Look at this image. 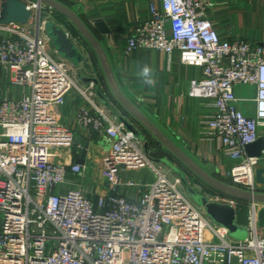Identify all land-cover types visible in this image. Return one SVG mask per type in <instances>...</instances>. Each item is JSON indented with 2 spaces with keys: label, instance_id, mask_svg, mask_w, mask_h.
Segmentation results:
<instances>
[{
  "label": "built area",
  "instance_id": "1",
  "mask_svg": "<svg viewBox=\"0 0 264 264\" xmlns=\"http://www.w3.org/2000/svg\"><path fill=\"white\" fill-rule=\"evenodd\" d=\"M28 2L34 29L31 22L1 27L11 37H0V66L31 93L0 103V264H264L262 204L251 202L244 242L214 225L181 181L144 152L143 142L93 102L95 85L77 86L71 64L50 52L45 25L57 12ZM212 6L211 0H151L153 17L131 27L128 51H178L183 65L202 70L201 80L190 81L188 96L212 103L208 125L235 163L232 186L264 195L253 171L261 160L246 153L264 129V44L222 42L207 17ZM66 31L82 48L79 33ZM240 86L256 90L252 117L239 108ZM72 92L92 106L79 111L77 124L109 145L103 157L109 192L96 201L75 188L59 193L69 177L83 179L88 171L60 161L75 145L74 133L59 118ZM147 169L153 183L124 179V172ZM125 189H134L137 198L122 194Z\"/></svg>",
  "mask_w": 264,
  "mask_h": 264
},
{
  "label": "crops",
  "instance_id": "2",
  "mask_svg": "<svg viewBox=\"0 0 264 264\" xmlns=\"http://www.w3.org/2000/svg\"><path fill=\"white\" fill-rule=\"evenodd\" d=\"M54 1L62 4L77 16L99 44L98 49H95L84 42L81 49L86 56V61L80 65L79 69L71 64L72 76L77 86L86 89L93 84L83 82L79 76L98 80L102 94L105 95L112 109L105 107L102 99L96 94V88L93 102L107 111L115 123H120V116L135 123L146 136L150 144L149 154L153 159L167 158L178 164L177 159L161 145L152 133L147 131L145 125L137 121L120 103L116 97L117 93L138 109L148 123L159 130L205 173L232 186L231 172L235 163L228 158L222 144L208 125L209 119L214 114L212 103L206 100L191 99L188 96L190 81L201 80L202 70L183 65L178 51L171 56L159 50L128 51L131 27L147 22L153 17L151 0ZM211 1L213 6L209 9L207 17L214 25L222 42L245 40L264 44V0ZM158 8L162 10V1H158ZM55 16L54 23L66 29H73L74 36H78V32L72 25L69 27V21L63 15L57 13ZM96 22L101 23L107 29V33H102L96 27ZM31 25L34 26V21ZM168 36H171L170 31ZM0 37L10 38L11 35L0 27ZM50 52L55 58H60L52 46H50ZM145 67L150 70L147 78L141 75ZM145 79H151L152 83H145ZM30 93V87L13 83L0 66V103L5 98L20 101ZM236 96L240 110L252 117L255 112V88L240 86L236 90ZM81 109L92 111V106L78 93L72 92L59 109V118L63 126L74 133L75 140H78L76 148L80 147L81 141L89 142L90 147L85 157L88 171L83 179L69 177L66 185L59 188V193L64 194L69 189L75 188L96 201L98 197H104L109 192L103 166V157L108 152L109 145L101 136L77 124L76 118ZM259 134V139H264V129H261ZM143 150L145 152L144 143ZM74 158L75 155L71 152L64 155L60 161L69 164ZM156 165L163 168L170 178H177L165 165ZM260 170H264V152L260 163L253 169L255 178L257 171ZM143 171L124 172V179L144 185L152 183L139 180L145 174ZM194 184H196L195 189L202 193L204 184L198 182ZM258 186L259 192L264 194V185L258 184ZM121 193L127 195L129 199L137 198L134 189L121 190ZM208 197L211 200L225 203L235 202L237 206L247 207L249 216L251 203L248 201L232 199L218 192L208 193ZM261 211H264V204L259 208V215ZM248 216H243L240 211L239 223L247 227Z\"/></svg>",
  "mask_w": 264,
  "mask_h": 264
},
{
  "label": "water",
  "instance_id": "3",
  "mask_svg": "<svg viewBox=\"0 0 264 264\" xmlns=\"http://www.w3.org/2000/svg\"><path fill=\"white\" fill-rule=\"evenodd\" d=\"M40 2L52 8L57 13L63 15L69 24L79 33L85 43H88L95 49H98V42L90 33V31L83 25V23L75 16L68 8L54 0H0V27L20 25L27 26L30 24L33 11L29 9V2ZM96 27L102 32L107 33V29L99 23H95ZM45 32L50 39V44L55 53L61 59L69 62L75 68L79 69L80 65L86 61V56L81 47L75 43L74 39L69 36L66 29L54 22H48L45 25ZM85 83H93L96 88V94L102 99L105 107L109 110L112 106L106 101L105 95L102 94L101 86L96 79H85L79 76ZM117 99L133 115V117L145 125L147 131L163 145L178 161L174 162L171 159L159 158L153 159L156 164L165 165L167 169L176 176L182 183V186L189 196V198L200 207L211 220V222L219 227L227 230L229 236L236 241L244 242L249 238L248 228L239 223V209L238 206L228 203L211 200L208 197L209 190L218 192L220 194L237 199L240 201L257 202L264 204V195H252L233 186L222 183L213 178L208 173H205L195 163H193L180 149H178L169 139H167L159 130L148 123L147 119L141 115L125 98L116 94ZM119 121L124 125L125 129L132 133L136 138L144 143L146 154H149L150 144L147 141L144 133L133 122H129L125 117L120 116ZM78 140H75V145L72 148V153L75 155L74 160L69 163L85 165L86 153L89 150L90 144L87 141H81L80 147L76 148ZM264 152V139H259L256 143L246 147V153L249 158L263 157ZM185 166V167H184ZM190 172H188V171ZM256 180L258 184L264 185V170L257 171ZM195 182L204 184L202 193L195 189ZM264 235V228H262Z\"/></svg>",
  "mask_w": 264,
  "mask_h": 264
},
{
  "label": "rangeland",
  "instance_id": "4",
  "mask_svg": "<svg viewBox=\"0 0 264 264\" xmlns=\"http://www.w3.org/2000/svg\"><path fill=\"white\" fill-rule=\"evenodd\" d=\"M30 29H34V26L33 25H31V27H30ZM145 174L142 176V177H140V179L139 180H143V182L146 180V182H152L153 183V181H155L154 179H155V175H154V173L150 170V169H147V170H145V171H143ZM172 178V177H171Z\"/></svg>",
  "mask_w": 264,
  "mask_h": 264
},
{
  "label": "trees",
  "instance_id": "5",
  "mask_svg": "<svg viewBox=\"0 0 264 264\" xmlns=\"http://www.w3.org/2000/svg\"><path fill=\"white\" fill-rule=\"evenodd\" d=\"M239 212L242 211V215H247L248 216V208L243 207L242 205L238 206ZM259 225L261 228H264V211H261L259 215Z\"/></svg>",
  "mask_w": 264,
  "mask_h": 264
},
{
  "label": "clouds",
  "instance_id": "6",
  "mask_svg": "<svg viewBox=\"0 0 264 264\" xmlns=\"http://www.w3.org/2000/svg\"><path fill=\"white\" fill-rule=\"evenodd\" d=\"M149 71H150V70H149L147 67H145V68L143 69L141 75H142L143 77L147 78V77L149 76ZM145 83H147V84H151L152 81H151V79H145Z\"/></svg>",
  "mask_w": 264,
  "mask_h": 264
},
{
  "label": "bare ground",
  "instance_id": "7",
  "mask_svg": "<svg viewBox=\"0 0 264 264\" xmlns=\"http://www.w3.org/2000/svg\"><path fill=\"white\" fill-rule=\"evenodd\" d=\"M242 173H243V175H248L249 174V171L243 169V172Z\"/></svg>",
  "mask_w": 264,
  "mask_h": 264
}]
</instances>
